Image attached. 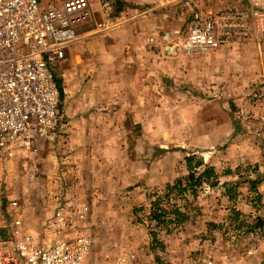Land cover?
I'll use <instances>...</instances> for the list:
<instances>
[{
  "label": "rangeland",
  "instance_id": "1",
  "mask_svg": "<svg viewBox=\"0 0 264 264\" xmlns=\"http://www.w3.org/2000/svg\"><path fill=\"white\" fill-rule=\"evenodd\" d=\"M64 1L38 0L42 7L60 6ZM239 1L194 3L205 11L234 7ZM88 2L92 20L78 28L79 43L56 71L63 87L61 132L55 142L40 143L35 151L16 150L0 159V219L18 217L24 231L40 236L58 202L70 203L71 213L85 205V220L73 222L63 236L83 233L91 237L87 264H109L121 250L135 252L142 264H172L164 256L169 240L178 255L176 264H203L207 259L202 241L211 230L206 220L212 216L216 193L204 186L206 191L196 194L199 200L172 195L171 204L182 209L186 204L189 221L176 227L157 226L149 217L151 203L167 184L158 185L155 179L164 168L166 172L173 168L184 178L187 156L200 158L206 166L219 157L216 147L197 155L190 151L196 141L193 120L216 118V107L236 113L239 127L251 135L250 125L256 128L258 120L264 119V85L249 75V70L257 68L243 66L240 60L262 59L259 70L264 71V49L257 44L245 56L216 50L165 57L148 40L184 25L187 16L180 8L158 7L156 0H120L128 15L118 16L115 21L121 24L115 29L101 31L96 24L110 12L102 0ZM261 42L264 44V37ZM107 75L120 78L123 114H85L86 101L95 102L92 98L108 90L113 93L114 87L102 80ZM115 117V129L107 131L104 124L111 125ZM176 154L183 156L181 161ZM256 171V167H246L240 176ZM231 185L224 184L226 190ZM12 201L17 203L14 209L9 208ZM231 215L223 221L224 234L236 241L241 238L239 230L247 231L243 226L234 227ZM240 220L245 226L252 224L238 216L237 222Z\"/></svg>",
  "mask_w": 264,
  "mask_h": 264
},
{
  "label": "built area",
  "instance_id": "2",
  "mask_svg": "<svg viewBox=\"0 0 264 264\" xmlns=\"http://www.w3.org/2000/svg\"><path fill=\"white\" fill-rule=\"evenodd\" d=\"M110 1L102 0L109 12ZM156 2L162 8L176 6L187 16L180 28L163 30L148 40L165 57L216 51L252 39L264 49V0H240L234 7L205 11L198 10L194 0ZM92 17L88 0L47 7L38 0H0V159L57 140L63 123L56 71L79 43L78 28ZM117 18L108 13L96 27L113 30L121 24ZM69 204L57 203L40 236L24 231L18 217L0 219V264H87L91 237L63 234L73 222L85 220L88 207L80 205L71 213ZM16 207L13 201L9 205ZM109 264L142 263L135 252L121 250Z\"/></svg>",
  "mask_w": 264,
  "mask_h": 264
},
{
  "label": "crops",
  "instance_id": "3",
  "mask_svg": "<svg viewBox=\"0 0 264 264\" xmlns=\"http://www.w3.org/2000/svg\"><path fill=\"white\" fill-rule=\"evenodd\" d=\"M256 45L257 42L254 44L244 42L218 50L222 53L229 52V55L230 53H238L240 56H245L247 52H253ZM253 61L240 60L243 66L257 68L256 70H249V75L253 81L264 85V71L259 70L262 67V59L260 61L254 59ZM233 78L236 79V75ZM102 80L105 84L110 83L114 87L113 93L108 90L104 95L98 94L92 98L95 102L86 101L84 109L87 112L85 114L91 115L97 112H100L101 116L123 114L124 108L121 103L122 95L119 87L120 78L107 75ZM228 110L223 107H216V114H214L216 118L207 121L193 120L196 141L193 143V147L191 145L190 151L196 152L197 155L216 147V156L219 155L215 161H210L218 175V184L214 188H207L216 193V204H214L215 208L213 207L210 211L211 218L206 220L210 223L211 230L202 241L203 256H206L207 259L203 264L207 262L212 264H264V239L262 238V236L264 237V225L259 231L244 232L239 230L238 235H241V238L236 241L225 236L223 225V221H227L228 215L233 212L238 213L239 216L251 221V223L254 222L255 218H263L264 224V119L258 120L260 124L256 128L250 125L253 129L251 128V135H248L239 127L237 119L240 118L238 115ZM114 123H117V117L113 119L111 125L104 124V128L107 131L115 129ZM221 146L222 150L217 149ZM176 155V160L181 161L183 156ZM173 157L175 158V154ZM246 167H256L258 173L256 171L254 174L251 173V176H240V170ZM225 169L227 172L224 171ZM185 174H187L186 171ZM181 176L180 172L173 170V168H168V172L164 168L160 170L155 180H157L158 185H166L173 183L175 179ZM255 180H259L260 183L255 189H252L250 183ZM226 182L230 185L233 184L227 190L225 187L227 184L224 186ZM202 191H206V189L202 188ZM253 198L257 199L255 204L251 203ZM197 199L199 200L196 196L194 201ZM187 201L190 202V200ZM239 222H234L233 226L241 228ZM170 241H168L169 246L164 249V256L170 263L176 264L178 262L175 260L178 259V255Z\"/></svg>",
  "mask_w": 264,
  "mask_h": 264
},
{
  "label": "trees",
  "instance_id": "4",
  "mask_svg": "<svg viewBox=\"0 0 264 264\" xmlns=\"http://www.w3.org/2000/svg\"><path fill=\"white\" fill-rule=\"evenodd\" d=\"M125 8L120 0H111L110 1V15L112 17L119 16ZM55 82L59 91L60 105L63 100V87L62 82L57 77ZM61 107V106H60ZM185 166L187 169V174L184 178L176 179L173 183L167 184L163 189L161 196L151 203V210L149 217L155 221L158 225L168 226H178L189 221L188 214L185 210L186 204H184V209L177 206V204H171L169 197L172 195L178 197L191 196L196 197V194L204 186L209 188H214L218 184V175L215 172L212 166H206L203 164V161L196 156H187L184 159ZM260 183L259 180L251 182V188L255 189ZM164 201V202H162ZM238 213L233 212L230 217L231 221H238ZM243 221L239 222V225L243 226L247 232H252L260 230L263 222L261 219L256 218L252 224L245 226ZM153 240H155V234L152 233Z\"/></svg>",
  "mask_w": 264,
  "mask_h": 264
}]
</instances>
